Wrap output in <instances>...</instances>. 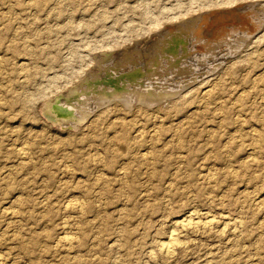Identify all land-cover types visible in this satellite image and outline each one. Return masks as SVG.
Returning a JSON list of instances; mask_svg holds the SVG:
<instances>
[{
    "label": "rangeland",
    "instance_id": "374dc122",
    "mask_svg": "<svg viewBox=\"0 0 264 264\" xmlns=\"http://www.w3.org/2000/svg\"><path fill=\"white\" fill-rule=\"evenodd\" d=\"M0 264H264V0H0Z\"/></svg>",
    "mask_w": 264,
    "mask_h": 264
},
{
    "label": "bare ground",
    "instance_id": "6f19581e",
    "mask_svg": "<svg viewBox=\"0 0 264 264\" xmlns=\"http://www.w3.org/2000/svg\"><path fill=\"white\" fill-rule=\"evenodd\" d=\"M194 59L196 60V58H194ZM104 82H105V80H104ZM111 83H112V81H111ZM112 91L111 90L110 91L106 90L105 92L107 94L106 95L107 97H104L102 100L99 101V103L100 104H105V103L111 101L112 100V95H113ZM136 92H137L136 96L138 97L140 102H144V100H145L144 104H149L152 101L151 100L152 98L146 97L144 95V93H141V91H136ZM115 93H117V92H115ZM79 94L80 93H78V90H76V88H72L70 90H67L65 95H62V94L58 95L57 94L58 96H55V97L50 98L47 101H45V103L42 106V113H47L52 118V120H49L52 123H68V122H72V123H74V125H77V124L83 122L89 114L87 115V111L85 109H81V107H83V104L81 102L82 100H81V97L79 96ZM154 96L155 95H153V98H154ZM150 97H152V96H150ZM141 100H143V101H141ZM146 101H148V102H146ZM76 106H77V108H76ZM174 241L175 240L172 239V241L170 243L164 244V251L166 253H169L172 250L171 246H172V244H174ZM162 250H163V247H162Z\"/></svg>",
    "mask_w": 264,
    "mask_h": 264
},
{
    "label": "water",
    "instance_id": "95a60500",
    "mask_svg": "<svg viewBox=\"0 0 264 264\" xmlns=\"http://www.w3.org/2000/svg\"><path fill=\"white\" fill-rule=\"evenodd\" d=\"M44 117H46L48 120H52V118L47 113H42Z\"/></svg>",
    "mask_w": 264,
    "mask_h": 264
}]
</instances>
